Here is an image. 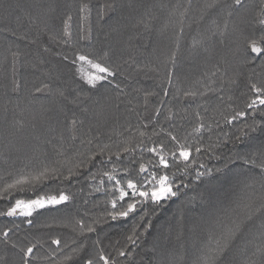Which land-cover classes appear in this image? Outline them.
<instances>
[{"label": "trees", "instance_id": "obj_1", "mask_svg": "<svg viewBox=\"0 0 264 264\" xmlns=\"http://www.w3.org/2000/svg\"><path fill=\"white\" fill-rule=\"evenodd\" d=\"M109 2L115 5L114 10L99 18L97 10L105 0H0V193L7 184L45 169H56L64 177H68L69 170L78 173L70 179L46 180L41 185H17L7 200H0V211H6L15 199L34 198V188L62 189L72 199L55 208L38 209L29 218L0 216V231L17 224L13 240L19 237L25 244L40 241L42 247L36 251L35 264H83L84 258L95 254L96 241L118 264H203L226 226L232 227V221L237 220L243 221V226L217 264H264V255L257 251L264 245V215L255 212L264 203V179L259 168L237 158L239 154L253 159L264 133L258 131L250 134L255 139L244 137L237 142L234 134H239L243 122H251L250 117L231 125L224 120L244 109L252 95L249 81H264L261 60L248 64L241 55L245 38L259 37V30L238 17L228 18L222 11L223 0L217 8L203 12L205 0H191L183 24L179 14L187 0ZM81 3L92 8L91 15L83 21L78 11ZM259 5L260 0H248L249 21ZM69 15L71 39L67 40L63 29ZM141 18L144 23L137 25ZM225 20L229 21V28L221 37L217 25L222 29ZM233 25L238 30H233ZM81 27L88 37L85 40L79 39ZM213 31L217 32L215 36ZM194 40L201 43L193 46ZM75 51L93 59L103 58L107 52L105 62L115 70V76L91 89L82 77L95 70L86 62L72 64ZM173 51L175 64L166 63ZM13 53L18 54L15 63ZM65 55L69 61L64 60ZM169 72L173 74L171 83ZM235 73L239 75L234 76ZM231 78L236 79L235 84L230 83ZM14 79L21 85L19 93L11 91ZM41 82L50 85V93H34V86ZM57 90H62L67 99L58 96ZM184 91H195L197 95L186 98ZM146 93L153 95L146 98ZM78 94L81 102L71 103ZM197 112L201 120L197 119ZM73 116L82 121L74 133L66 127V118ZM256 119L259 123V115ZM199 122L210 124L211 129L193 133ZM140 131L145 133L142 139L148 147L164 142L167 150H172L175 145L169 141V132L192 146L189 167L182 177L184 186L154 211L149 200L147 207L140 205L128 217L113 221L107 216L113 197L106 188L111 184L107 177L99 175L90 179L92 173L104 166L110 170L112 164L108 155L88 162V157L105 145L113 152L124 146L135 148L120 166L129 168L131 178L143 182L146 175L166 172L176 184L181 183L177 179L180 173L172 175L176 172L174 167L158 172L149 163L152 154L144 152L139 144ZM229 137L233 140L227 145L205 151L209 144ZM197 146L201 153L195 152ZM229 158L232 162L225 168ZM81 162L83 166L78 167ZM140 162L145 163L147 173H139ZM201 163L212 173L197 179L196 171H204ZM120 167L117 178L124 176ZM217 168L222 170L216 172ZM98 187L100 191L96 190ZM248 203L255 213L251 220L245 219L250 214L244 207ZM27 219L32 223L28 224ZM80 219L86 224L93 220L106 223L94 225L95 232L81 236L73 227ZM134 233L133 245L127 237ZM53 239H59L60 245L52 244ZM82 244L84 249L73 251ZM121 249L130 254L119 256ZM5 254L9 264L18 259L10 248L0 244V256Z\"/></svg>", "mask_w": 264, "mask_h": 264}, {"label": "snow or ice", "instance_id": "obj_2", "mask_svg": "<svg viewBox=\"0 0 264 264\" xmlns=\"http://www.w3.org/2000/svg\"><path fill=\"white\" fill-rule=\"evenodd\" d=\"M191 5V0H187V6H185L184 11L180 12V23L183 24V19L185 14L188 11V7ZM129 6H131L129 4ZM220 6V0H205V4L202 7L201 11L207 9H215ZM115 5L109 0H105V3L101 4L97 10V16L99 18H103L107 11L114 10ZM80 13V18L83 21L91 15L92 8L90 4L81 3L78 9ZM222 11H225L228 18L238 17L243 23H250L259 30V37H246V44L244 49L241 52L243 57V61L245 63L251 64L254 63L257 59L261 60L262 65H264V0H260V5L258 10L255 11L254 16L249 21L247 19V15L249 12L248 8V0H223ZM72 17L69 15L67 19L64 21V29L63 36L67 38V40L71 39L70 32V24ZM143 18L137 20L136 24H143ZM215 23V22H214ZM136 26V25H134ZM147 28V24L144 25ZM229 28V21L225 20L223 28H219L217 25V29L219 35L223 37L226 31ZM233 30H238L237 25H233ZM90 31V30H89ZM183 31V28H181ZM15 35V33H12ZM217 34L216 31L212 32V35L215 36ZM86 37L83 34V27H81V34L79 35L80 40H85ZM201 43L200 41H193V46ZM18 56L17 53H13L14 63L15 58ZM108 57V53H104L103 58L93 59L90 58L88 54H84L80 51H75L73 53V57L71 58V63L76 64L77 61L86 62L92 69H94V73L88 74L85 77H82L85 80V83L90 86L91 89H95L99 82L107 80L108 77L115 76V70L111 68L105 61ZM69 56L65 55L64 60L69 61ZM171 61L172 64L176 62V53L172 52L171 56L167 58V61ZM219 71V69H217ZM172 73H168V81L171 83ZM213 76L216 75V72L212 73ZM238 73H235L234 76H238ZM230 83L235 84L236 79L231 78ZM20 83L17 80H13L11 91L14 93H19L20 91ZM249 91L252 95L249 97L248 102L245 104L243 110H237L230 117L225 116L224 120L226 124H233L234 121L241 120L244 121V118L250 117L251 122H243L242 126L238 129V135L234 134L235 141L239 142L244 137H248L250 140L255 139L254 136L250 134L257 133L258 131L264 133V81L261 82H252L249 81ZM179 91V90H178ZM51 88L47 83L41 82L39 86H34L35 94H45L50 93ZM165 95H168V90H164ZM202 94V93H201ZM57 95L67 99L65 93L62 90H57ZM148 95H153L152 93H146V98ZM184 97H195L197 93L195 91H184ZM79 94L73 98L71 103L78 104L80 103ZM87 111V109H85ZM157 115L160 113V109H156ZM257 115L260 117V122H257ZM197 119L201 120L200 113H196ZM169 119H171V109H169ZM82 123V121H78L75 116L71 119L66 118V127L72 132H75L78 124ZM145 128L148 127L147 124L144 125ZM207 127L208 130L211 129V125H205L203 122H199L196 127L193 128V133H201L202 130ZM155 134V133H154ZM139 137H141L139 144L143 148V151L146 153H151L152 156L149 158V163L152 164L153 167L160 170H167L171 167L176 169V172L172 173L173 176H176L177 173L181 175L177 177V179L181 180L180 184H176V181L171 179L170 176L165 172L164 174H151L150 176L146 175L143 179V182L138 179L131 178L129 168L124 166L120 167L124 163V158L130 152H135V148L124 146L119 148L116 151H112L107 145L100 149L99 152L92 154L88 157V162L93 163L99 157H103L108 155L109 162L112 164L110 170L107 169L106 166L102 167L96 173H92L90 179L95 180L96 177L102 176L107 177V181L111 184V187L106 188L107 193L113 197L110 200L111 203V211L107 212V216L111 218V220L115 221L118 218L128 217L130 213H134L140 205H144L147 207L148 202L150 200L151 204L154 206L151 210L154 211L155 207H158L160 203L169 198L177 195V191L183 185L182 177L186 170L189 167V161L192 157V146L188 143L180 142L179 138L176 135H173L171 132L167 133L169 141L175 145L172 150H167V144L164 142L155 143L153 147H148L144 140L142 139L145 136L143 131L138 133ZM228 134L225 133V136ZM75 139V135L72 136ZM233 137H229L227 140L222 141L221 143H217L215 145L209 144L208 148L205 151L212 150L214 151L216 148L221 147V144L227 145L229 142H232ZM91 143V141H88ZM202 149L200 146L195 147L196 153H201ZM258 153V155H257ZM115 157V160L112 158ZM170 157V158H169ZM155 158V159H153ZM220 157H217L219 159ZM237 158L243 160L245 164H252V166L259 168L261 177L264 179V140L259 141V147L257 152L253 153V159H249L247 155L239 156L237 154ZM143 157H141V161ZM259 160V163H257ZM232 160L229 158L226 160L224 167H228V164L231 163ZM103 165V161H101ZM131 163L133 165L136 164L135 160H132ZM83 166V162L81 165ZM120 167V170L124 173V176L121 178H117L116 172L117 168ZM200 168L204 169L203 172L197 170L196 178L199 179L201 176L210 175L212 173V169H208L204 164H200ZM222 169L217 168L215 171L220 172ZM149 170L146 167L145 163H139V173H147ZM78 173L69 170L68 177H64L62 173L58 170L53 169L49 171L45 169L44 171L39 172L37 175L29 177V178H21L15 180L13 183L7 184V187L3 190V193H0V200H7L9 196L12 195V190L17 188V185H23L26 182H34L36 185H41L46 180H58V179H70L72 176L77 175ZM115 182L112 184L111 182ZM126 185V187H125ZM145 185H150V187H145ZM175 185V190L174 186ZM20 190H23L22 188ZM100 191L98 187L96 189ZM130 190V192H129ZM119 195L116 196L115 194ZM34 198L29 199H15V202L11 204V206L7 207L6 211H0V216L3 217H16L21 216L25 218L32 217L33 212L38 209H48L55 208L59 205H65L67 201L72 199L69 194H66L64 190L58 188L49 187L47 191H43L39 188L33 189ZM137 197L143 198V200H137ZM127 198V199H126ZM126 204V206H125ZM244 207L248 209L249 213L245 219L251 220L252 216L255 214L252 212V204H245ZM255 212L264 215V203H261L259 207L255 209ZM148 213L145 212V215ZM144 219V216L141 217ZM28 224L32 223L31 219H27ZM106 223V221L93 220L92 223L86 224L83 219L76 220L73 225L74 230L78 228L79 234L84 236L85 233H93L96 231V227L94 225H98L100 223ZM243 226V221H232V227H227L221 233V236L216 241V247L214 249H210L209 253L205 255L203 259V264H217V261L220 257L224 255L227 248L231 244V242L236 238L237 232ZM261 227L264 228V221L261 223ZM19 225L14 224L12 228L5 227L2 231H0V244L4 246L5 249L10 248L13 251V254L18 257L14 261V264H35V261L38 259L36 256V251L38 247H42L40 241L36 243H32L29 241L28 243H22L20 238L13 240L12 237L15 234L14 229H18ZM128 241L131 244L136 243L135 233L134 235H129L127 237ZM52 244L60 245L61 241L59 239H53L51 241ZM97 245L95 254L89 255L83 259V264H118L116 260H114L110 255H106L101 247H99V241L94 242ZM85 245H80L79 248L73 249L74 252H78L81 249H84ZM257 251H259L262 255H264V245H261ZM130 253L124 251L123 249L118 251V255L124 257L129 255ZM68 259V257H65ZM0 264H9L6 259V254L0 256ZM58 264V262H55ZM169 264H175V261H170Z\"/></svg>", "mask_w": 264, "mask_h": 264}]
</instances>
